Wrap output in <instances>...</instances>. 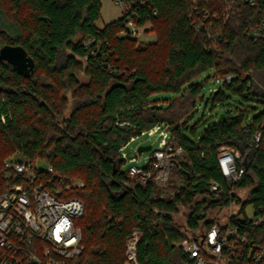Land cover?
I'll use <instances>...</instances> for the list:
<instances>
[{"label": "trees", "instance_id": "obj_1", "mask_svg": "<svg viewBox=\"0 0 264 264\" xmlns=\"http://www.w3.org/2000/svg\"><path fill=\"white\" fill-rule=\"evenodd\" d=\"M192 2L136 5V24L152 25L149 33L156 35L147 43L125 33L130 15L99 28L100 0H0V50L21 46L35 61L29 77L0 61V161L21 155L51 165L56 181L84 183L66 195L85 203L78 221L85 251L69 264H125L135 231L139 264H191L178 244L210 228L208 209L235 200L239 210L232 222L264 246V224L241 219L249 206L255 216L264 215V45L246 35L262 15L237 3L229 20L216 21L213 43L194 30ZM211 2L212 11L226 9L223 0ZM208 71L214 78L235 77L213 94L214 103L229 92L260 107L259 114L252 115L255 108L222 114L225 119L198 135V125L185 120L203 93L206 81L198 79ZM160 94L172 98L157 99ZM157 125H166L185 153L177 164L183 186L170 200L157 197L155 172L142 186L124 170L123 147ZM259 132L261 140L252 146ZM223 146L245 160L234 196L218 165ZM214 183L222 187L217 201ZM182 208L190 210L184 232L172 218Z\"/></svg>", "mask_w": 264, "mask_h": 264}, {"label": "built area", "instance_id": "obj_2", "mask_svg": "<svg viewBox=\"0 0 264 264\" xmlns=\"http://www.w3.org/2000/svg\"><path fill=\"white\" fill-rule=\"evenodd\" d=\"M121 8V14L130 15L126 22L127 34L138 38L150 24H136V5H144L147 0H114ZM212 0H193L190 20L197 33L205 32L216 43V21L229 20L234 5L241 4L259 10L262 18L259 23L246 31L254 42L264 45V0H223L226 9L212 11ZM199 4H202L200 6ZM213 7V6H212ZM132 14V15H131ZM123 33V34H125ZM91 43V41H89ZM233 75L215 78V84L226 86L234 81ZM259 85V84H258ZM264 91V87L261 86ZM264 101V98H263ZM4 117V122L5 116ZM160 125L142 131L138 136H154ZM161 138L156 150L149 157L147 167L131 165L129 178L145 186L152 173L164 176L170 169L184 160V150L176 146L169 129L160 132ZM138 136L132 137L130 142ZM261 140L257 133L252 146ZM129 142V143H130ZM128 145V144H127ZM126 145V146H127ZM125 146V147H126ZM122 156L128 160L127 155ZM137 161L133 157L130 162ZM243 155L235 148L223 146L218 151V165L227 181L231 196L235 185L245 173ZM51 165L32 162L19 155L0 161V264H69L85 251L83 232L78 221L85 214V203L78 198H67L68 192L75 187H83L81 180L65 185L54 178ZM222 187L214 183L211 193L217 201L222 196ZM239 210V200L227 208L214 210L213 222L201 235L183 240L179 245L191 264H264V246L250 242V237L239 230L232 222ZM241 219H249L241 216ZM254 225L264 224V215L249 219ZM140 239L135 231L126 244L125 264H139L137 247Z\"/></svg>", "mask_w": 264, "mask_h": 264}, {"label": "rangeland", "instance_id": "obj_3", "mask_svg": "<svg viewBox=\"0 0 264 264\" xmlns=\"http://www.w3.org/2000/svg\"><path fill=\"white\" fill-rule=\"evenodd\" d=\"M100 1L102 4V11L101 19L97 22V26L99 28H103L104 26L121 19V8L117 3H115L114 0ZM149 30H152V25H150L147 31L144 34H141L137 39L140 42L147 43L156 41L155 33H149ZM212 75L213 72L208 71L198 79V81L200 82L206 81L203 93L197 103V107L194 113L187 117L185 120L186 124L189 127L198 125V135H200L209 125L217 123L222 114H235L238 111L245 110L248 108H255L258 110L253 111L252 115L254 116L258 115L260 112V107L256 106L254 103L247 102L238 96L232 95L229 92H226L227 99L224 102L214 103L212 101V96L217 90H219L220 86L215 84V78L212 77ZM80 79L82 82H87V79L82 75H80ZM156 98L160 100H167L171 99L172 95L160 94L157 95ZM2 119L3 123H5L3 116ZM165 129L166 125H160V130L154 136L150 137L148 135H140L137 137V139H135V141L130 142L123 151V153L128 157V160H126V164L124 166V170L128 171L131 165H135L139 168L147 167L149 163V157L151 156L152 152L158 147L159 140L161 138L160 132ZM142 146H152V150L148 152L139 153L138 148ZM16 156L19 157V155L17 154L12 157ZM133 157H136L137 161L131 163L130 160ZM155 183L157 185V197H160L165 200H170L171 198H173L174 194L179 190V188L183 186V181L177 168L168 170L166 174L162 177L160 176V173L156 174ZM241 197H244V194H241ZM214 212L215 211H213L212 209L207 210L208 216L210 217L214 215ZM189 214L190 210L188 208H182L178 214L172 216L174 226L180 232L185 231ZM246 216L249 219L254 217V210L252 206H249L246 209Z\"/></svg>", "mask_w": 264, "mask_h": 264}, {"label": "water", "instance_id": "obj_4", "mask_svg": "<svg viewBox=\"0 0 264 264\" xmlns=\"http://www.w3.org/2000/svg\"><path fill=\"white\" fill-rule=\"evenodd\" d=\"M0 61L9 64L12 69L19 73L29 77L35 67V61L28 55L26 50L21 46H6L4 45L0 50ZM222 119H225V115H221ZM152 150V146L139 147L138 152H148Z\"/></svg>", "mask_w": 264, "mask_h": 264}]
</instances>
